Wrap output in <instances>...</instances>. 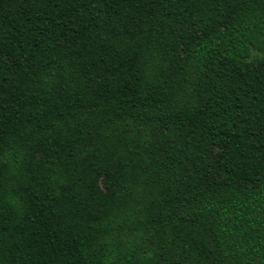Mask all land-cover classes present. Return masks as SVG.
I'll return each instance as SVG.
<instances>
[{
  "label": "trees",
  "instance_id": "obj_1",
  "mask_svg": "<svg viewBox=\"0 0 264 264\" xmlns=\"http://www.w3.org/2000/svg\"><path fill=\"white\" fill-rule=\"evenodd\" d=\"M0 264H264V0H0Z\"/></svg>",
  "mask_w": 264,
  "mask_h": 264
}]
</instances>
